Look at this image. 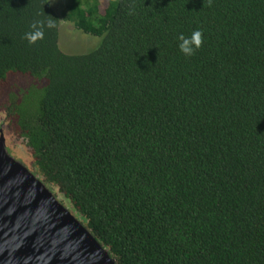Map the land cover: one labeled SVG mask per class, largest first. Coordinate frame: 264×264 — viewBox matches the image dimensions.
Segmentation results:
<instances>
[{
    "label": "trees",
    "instance_id": "16d2710c",
    "mask_svg": "<svg viewBox=\"0 0 264 264\" xmlns=\"http://www.w3.org/2000/svg\"><path fill=\"white\" fill-rule=\"evenodd\" d=\"M61 17L98 44L62 51ZM1 98L116 264H264V0H0Z\"/></svg>",
    "mask_w": 264,
    "mask_h": 264
},
{
    "label": "water",
    "instance_id": "95a60500",
    "mask_svg": "<svg viewBox=\"0 0 264 264\" xmlns=\"http://www.w3.org/2000/svg\"><path fill=\"white\" fill-rule=\"evenodd\" d=\"M0 264H116L0 137Z\"/></svg>",
    "mask_w": 264,
    "mask_h": 264
},
{
    "label": "rangeland",
    "instance_id": "374dc122",
    "mask_svg": "<svg viewBox=\"0 0 264 264\" xmlns=\"http://www.w3.org/2000/svg\"><path fill=\"white\" fill-rule=\"evenodd\" d=\"M54 10L59 15L67 0H49ZM99 38L77 29L69 20L61 17L58 26V44L62 51L67 53H82L93 49L99 42ZM24 83V82H21ZM23 148H26L22 142ZM26 152L29 154L28 149ZM32 158V157H31ZM32 164V159H29ZM33 165V164H32ZM34 166V165H33ZM34 173V172H33Z\"/></svg>",
    "mask_w": 264,
    "mask_h": 264
},
{
    "label": "clouds",
    "instance_id": "9594fccd",
    "mask_svg": "<svg viewBox=\"0 0 264 264\" xmlns=\"http://www.w3.org/2000/svg\"><path fill=\"white\" fill-rule=\"evenodd\" d=\"M55 27V21L52 19L34 21L31 25L32 31L25 33V38L29 43H35L37 40L43 39L45 28L52 29ZM178 40L180 51L185 56H191L202 44V32L194 30L190 36L180 34Z\"/></svg>",
    "mask_w": 264,
    "mask_h": 264
},
{
    "label": "flooded vegetation",
    "instance_id": "af4514ba",
    "mask_svg": "<svg viewBox=\"0 0 264 264\" xmlns=\"http://www.w3.org/2000/svg\"><path fill=\"white\" fill-rule=\"evenodd\" d=\"M12 128L9 126L8 113L6 111L5 101L0 99V137L3 136L5 146L10 155L14 156L16 159L23 161L27 167L34 172L33 161L30 164L29 159L31 157L26 152V148H23L22 141L18 137H14L12 134Z\"/></svg>",
    "mask_w": 264,
    "mask_h": 264
}]
</instances>
